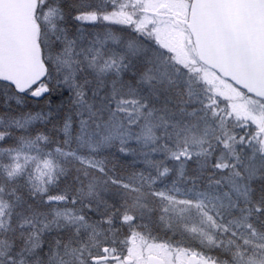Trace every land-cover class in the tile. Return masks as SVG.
Wrapping results in <instances>:
<instances>
[{"label":"snow or ice","instance_id":"obj_1","mask_svg":"<svg viewBox=\"0 0 264 264\" xmlns=\"http://www.w3.org/2000/svg\"><path fill=\"white\" fill-rule=\"evenodd\" d=\"M0 264H264V0H0Z\"/></svg>","mask_w":264,"mask_h":264}]
</instances>
